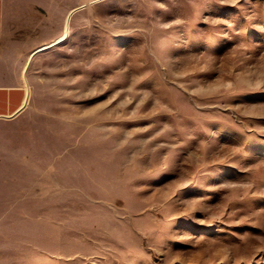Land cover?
Returning <instances> with one entry per match:
<instances>
[{
    "label": "rangeland",
    "instance_id": "1",
    "mask_svg": "<svg viewBox=\"0 0 264 264\" xmlns=\"http://www.w3.org/2000/svg\"><path fill=\"white\" fill-rule=\"evenodd\" d=\"M75 3L31 73L60 176L27 264H264V0Z\"/></svg>",
    "mask_w": 264,
    "mask_h": 264
},
{
    "label": "crops",
    "instance_id": "2",
    "mask_svg": "<svg viewBox=\"0 0 264 264\" xmlns=\"http://www.w3.org/2000/svg\"><path fill=\"white\" fill-rule=\"evenodd\" d=\"M83 7L75 0H0V264H27L28 216L58 214L59 147L38 143L23 104L35 87L36 61L67 39L39 50L72 36ZM47 253L58 261L53 249Z\"/></svg>",
    "mask_w": 264,
    "mask_h": 264
},
{
    "label": "bare ground",
    "instance_id": "3",
    "mask_svg": "<svg viewBox=\"0 0 264 264\" xmlns=\"http://www.w3.org/2000/svg\"><path fill=\"white\" fill-rule=\"evenodd\" d=\"M64 38H65V36H61L57 41H55V42H53V43H51V44H48V45L42 47L39 51H43V50H46V49H49V48L55 46L56 44H58V43H60L61 41H63ZM30 97H31V92H30V90H28L27 99H26V101H25V104H23L24 107L28 105L29 100H30Z\"/></svg>",
    "mask_w": 264,
    "mask_h": 264
}]
</instances>
